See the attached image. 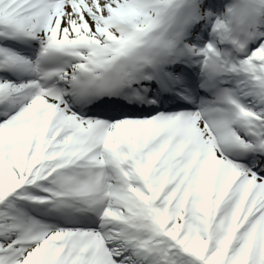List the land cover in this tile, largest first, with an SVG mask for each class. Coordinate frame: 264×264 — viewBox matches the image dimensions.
Wrapping results in <instances>:
<instances>
[{"label": "snow or ice", "instance_id": "1", "mask_svg": "<svg viewBox=\"0 0 264 264\" xmlns=\"http://www.w3.org/2000/svg\"><path fill=\"white\" fill-rule=\"evenodd\" d=\"M0 264H264V0H0Z\"/></svg>", "mask_w": 264, "mask_h": 264}]
</instances>
